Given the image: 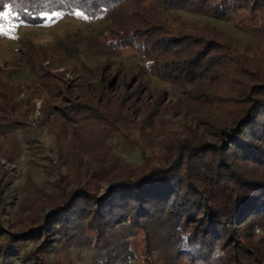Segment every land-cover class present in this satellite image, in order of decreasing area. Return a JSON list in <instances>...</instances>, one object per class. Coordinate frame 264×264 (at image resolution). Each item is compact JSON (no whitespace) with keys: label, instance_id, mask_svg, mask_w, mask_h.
I'll return each instance as SVG.
<instances>
[{"label":"trees","instance_id":"16d2710c","mask_svg":"<svg viewBox=\"0 0 264 264\" xmlns=\"http://www.w3.org/2000/svg\"><path fill=\"white\" fill-rule=\"evenodd\" d=\"M181 12L223 21L245 14L247 22L237 27L264 42V0H0V14L16 24L40 25L55 13L106 19L100 31L106 46L130 48L152 75L172 86L194 84L188 91L193 100L210 103L223 115L205 126L211 138L192 131L173 139L157 161L143 154L141 165L95 159L100 144L82 148L91 157L86 165L91 183L57 193L35 226L1 239L4 262L43 238L22 260L44 264L56 243L72 246L77 233L88 229L112 264L111 230L131 224L143 231L145 222L162 219L180 235L178 253L188 264H264V48L258 60L233 54L223 31ZM58 75L39 73L51 100L68 96ZM105 95L95 103L87 98L52 107L83 128L101 123V141L109 135L107 125L127 115L121 105L102 104ZM3 97L0 134H10L18 147L19 122L9 115L14 104ZM74 159L82 160L76 154ZM98 180L106 186L102 194ZM145 239L146 262L154 264L147 234Z\"/></svg>","mask_w":264,"mask_h":264},{"label":"rangeland","instance_id":"374dc122","mask_svg":"<svg viewBox=\"0 0 264 264\" xmlns=\"http://www.w3.org/2000/svg\"><path fill=\"white\" fill-rule=\"evenodd\" d=\"M181 13L189 20L200 18L218 27L227 35L231 53L260 58L264 42L235 24L247 22L245 14L223 21ZM107 23L104 18L90 21L67 13L49 15L40 25L0 18V104L6 94L10 105L14 104L9 107L10 118L19 122L18 147L10 134H0V240L8 233L35 226L57 193L91 183L86 174L91 157L82 148L100 144L93 153L95 159L141 165L143 154L157 161L173 139L192 131L211 138L205 126L211 120H223L212 104L193 100L188 91L196 88L194 84L172 86L152 75L130 48L117 51L106 46L100 31ZM44 70L59 74L67 98L51 100L39 78ZM102 92L107 94L102 104L110 109L121 105L127 113L123 122L107 125L110 132L105 140L100 141L101 123L83 128L68 122L52 107L87 98L95 103ZM75 154L82 160L74 159ZM93 169L95 166L89 171ZM96 186L99 194L105 191L102 181ZM132 226L123 224L111 230L112 264H149L145 234L153 249L154 264H188L178 253L180 235L164 220L145 222V231ZM42 240L26 243L18 256L5 262L0 259V264H24L23 253ZM74 242L72 246L56 243L45 254L44 264H108L92 231L78 232Z\"/></svg>","mask_w":264,"mask_h":264},{"label":"snow or ice","instance_id":"6c2138e0","mask_svg":"<svg viewBox=\"0 0 264 264\" xmlns=\"http://www.w3.org/2000/svg\"><path fill=\"white\" fill-rule=\"evenodd\" d=\"M0 18H3V19H7V15L6 14H0ZM2 27H0V31H2Z\"/></svg>","mask_w":264,"mask_h":264}]
</instances>
